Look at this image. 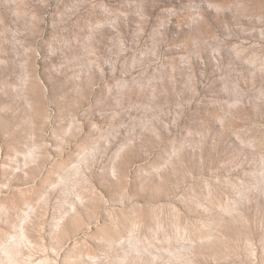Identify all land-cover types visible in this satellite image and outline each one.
<instances>
[{"label": "rangeland", "instance_id": "obj_1", "mask_svg": "<svg viewBox=\"0 0 264 264\" xmlns=\"http://www.w3.org/2000/svg\"><path fill=\"white\" fill-rule=\"evenodd\" d=\"M167 3L176 0H162ZM172 4L162 29L176 20ZM192 5L189 26L220 17L215 36L228 45L209 40L199 51L200 42H193L205 61L195 62L203 102L185 92L184 102L144 104L126 117L130 126L98 132L91 143L81 142L82 121L72 115L53 134L41 102L43 85L29 93L31 75L22 64L19 91L27 113L0 111V223L11 225L0 254L19 264H264V142L253 127L264 120L233 116L246 88H261L264 41L250 30L254 20L240 17L236 26L237 10L223 0ZM52 11V0H0V32L9 30V47L23 43L26 30L51 24ZM149 11L140 0L125 7L116 0H61L57 16L81 27L91 16L81 41L88 55L102 56L114 45L131 59L123 25L132 13L151 21ZM187 31L174 25L166 30L170 42ZM170 55L189 61L180 50ZM45 83L61 107L68 86L59 79ZM127 87L120 83L121 90ZM96 96L103 98L102 88ZM220 96L226 103L213 112L207 99ZM255 102L264 103L260 92ZM105 107L94 102V108Z\"/></svg>", "mask_w": 264, "mask_h": 264}, {"label": "clouds", "instance_id": "obj_2", "mask_svg": "<svg viewBox=\"0 0 264 264\" xmlns=\"http://www.w3.org/2000/svg\"><path fill=\"white\" fill-rule=\"evenodd\" d=\"M129 2L130 0H116L119 7H125ZM140 3L150 10L151 21L147 16L137 20L132 13L131 19L124 23L126 35L130 37L128 50L132 53L131 59L114 45L106 48L102 56H90L82 50L83 33L91 24L92 18L90 16L82 20L83 27L80 26L81 22L71 25L61 22L57 16L61 0H52L51 24L26 30L23 43L17 42L9 47L12 42L6 35L9 30L5 28L0 32V111L20 112L22 116L27 113L24 97L19 91L25 72L22 67L24 63L27 64V71L31 75L28 92L30 93L34 86L43 85L41 102L51 115L50 128L53 134L62 131L70 115L76 116L82 121L80 140L83 143L96 140L98 132L130 126L131 122L127 121L126 117L144 104L156 105L163 101L168 105L170 100L184 102L185 92L192 98L201 97L198 87L201 81L197 78L195 62L203 66L205 61L194 51L193 42H200L199 51L206 50L209 40L217 47L227 48V38L222 40L215 36V30L223 21L220 17L208 16L198 26H189L186 14L193 7L192 0H187V3L185 0H176L175 4H162V0H140ZM200 3L207 4L208 0H200ZM223 3L226 8L237 10L233 16L236 26H239L240 17L249 22L254 20L255 24L250 30L258 31L261 41H264V0H223ZM169 4L177 9L176 20L169 26L174 25L177 32L188 30L175 42L169 41L166 32L169 26L162 29L160 24ZM157 5H161L158 11ZM96 7H99V4L93 2V8ZM120 16L124 17L125 13H120ZM224 27L227 29V24ZM65 41L67 46L60 47ZM133 46H136L134 50ZM25 48L29 50L27 54L24 52ZM42 49L46 52L45 56L41 55ZM173 49L183 51L189 61L177 62L176 57L170 55ZM221 68L222 65H213L217 80V73ZM260 73L261 88L257 89L255 85L246 88L248 95L241 98L233 113L234 118L249 119L248 114H251L250 120H264V103L257 105L255 102L257 92L264 97V63ZM199 76L203 78L204 71H200ZM56 79L62 80L68 86L67 93L60 96L62 106L59 108L52 98L53 93L45 83ZM122 81H126L128 85L123 90L120 88ZM240 82L250 83L243 80ZM100 88L103 89L102 99L96 96ZM193 88L198 91L193 92ZM220 93L222 94L221 89ZM221 96L207 99L208 108L213 112L218 108L222 109L226 103ZM203 99L201 97L197 103L203 102ZM94 102H106V107L94 108ZM173 110L176 111L174 108ZM253 127L259 130L261 141L264 142V124H254ZM113 143L115 144V140ZM9 231L10 224L0 223V239H6ZM0 264H19V260H9L7 255L0 254Z\"/></svg>", "mask_w": 264, "mask_h": 264}]
</instances>
